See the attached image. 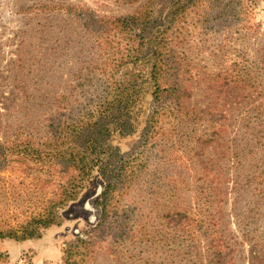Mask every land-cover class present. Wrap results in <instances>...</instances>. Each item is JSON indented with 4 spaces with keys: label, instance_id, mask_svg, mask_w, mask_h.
<instances>
[{
    "label": "trees",
    "instance_id": "obj_1",
    "mask_svg": "<svg viewBox=\"0 0 264 264\" xmlns=\"http://www.w3.org/2000/svg\"><path fill=\"white\" fill-rule=\"evenodd\" d=\"M118 1L133 5L143 0ZM259 1L146 0L135 14L114 19L99 18L74 6H42V10L76 18L86 40L77 52L82 61L71 74L69 86L55 93L46 76L38 77L32 82L37 96L29 98L37 106L35 121L0 139V170H16L30 181L40 211L16 225L4 218L0 241L40 239L46 229L60 226L61 211L77 202L88 183L98 177L104 184L98 202L100 222L86 238L79 237L67 246L63 264H88L95 254L92 234L106 229L114 231L119 243L172 241L168 263L172 257L178 264L232 263L227 258L229 246L217 239L212 214L205 217L179 206L166 211L181 193L195 191L196 203L211 207L221 206L225 193L214 179L209 182V168L198 172L196 164H191V156L202 157L204 146L210 145L207 140L216 133L219 117L211 113L208 119L188 105L191 91L186 76L194 67L179 50L188 41L190 17L207 30L230 31ZM224 47L220 44L219 51L224 50L226 57ZM69 52L67 48L61 56ZM207 78L209 89L217 92L219 88L221 93L228 90L231 79L253 93L264 89L260 73L253 72L246 56ZM137 133L140 138L131 152L124 153L116 145V138ZM242 147L235 151V162L240 166L250 163L252 177L246 184L263 200L264 144L246 142ZM143 156L147 161H141ZM146 201L147 210L161 220L192 212L200 215L196 225H200L199 233H206V244L201 247L203 239L190 228L177 229L174 235L149 230L146 214H141ZM4 214L0 212L1 217ZM262 217L264 212L259 214ZM205 219L209 222L204 229ZM8 257L0 248V262ZM259 264H264L263 258Z\"/></svg>",
    "mask_w": 264,
    "mask_h": 264
},
{
    "label": "rangeland",
    "instance_id": "obj_2",
    "mask_svg": "<svg viewBox=\"0 0 264 264\" xmlns=\"http://www.w3.org/2000/svg\"><path fill=\"white\" fill-rule=\"evenodd\" d=\"M144 1L131 5L118 0H0V139L17 127L35 121L37 106L29 99L37 96L32 82L38 81L41 75L46 76L47 82L50 80L54 87L53 92H61L62 87L69 86L71 74L82 61L78 60L77 52L86 39L76 18L42 10V6H74L99 18L114 19L135 14ZM187 24H190L188 41L179 51L194 67L186 76L191 91L188 105L198 109L197 112L202 111L203 117L208 118L211 113L219 117L216 133L212 140H207L210 145L204 146L202 157L196 158L193 154L191 164H196L198 172L200 168H209V182L214 179L225 193L219 207L200 206L196 203L195 191L181 193L171 207L166 206V211H174L175 206H179L205 217L212 214L217 239L229 246L227 258L232 259L230 264H259L261 258L264 259V217L259 218L264 212V199L246 184L247 178L252 177V169L250 163L240 166L235 162L238 158L235 151L242 149L246 142L264 144V89L253 93L251 88H243L231 79L225 93L219 88L216 92L209 89L207 76L218 74L224 67L232 65V61L240 62L241 57L246 56L253 72L260 73V82L264 85V0L257 2L246 18L230 31L207 30L197 24L194 16ZM194 24L197 28L191 27ZM223 43L228 51L226 57L224 50L219 51ZM67 48L70 52L61 56ZM211 131V128L207 130L208 133ZM139 138L137 133L126 139L116 138L115 143L128 153ZM141 161H147V157L143 156ZM198 184V187L203 186ZM103 188L102 179L94 177L79 200L61 211V225L43 231L40 239L0 241L2 252L9 255L0 264H63L67 246L79 237L86 238L87 233L99 224L98 202ZM33 190L35 187L30 181L16 170H0V212L5 213L3 217L0 215V222L8 218L16 225L40 212ZM143 206L141 214H146L149 230L174 235L177 229L190 228L196 237L203 239L200 246L206 244V233H199L200 225H196L200 215L192 212L189 219L187 216L161 220L147 210V201ZM203 222L205 229L209 220ZM114 235L113 230L107 229L92 234L95 254L88 264H178L173 257L168 263L173 250L168 247L172 241L156 239L147 245L129 241L119 243L121 239H114Z\"/></svg>",
    "mask_w": 264,
    "mask_h": 264
}]
</instances>
